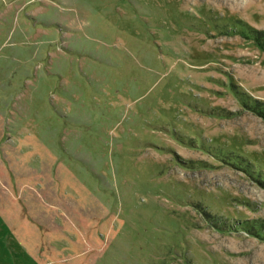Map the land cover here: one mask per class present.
<instances>
[{"label": "rangeland", "instance_id": "374dc122", "mask_svg": "<svg viewBox=\"0 0 264 264\" xmlns=\"http://www.w3.org/2000/svg\"><path fill=\"white\" fill-rule=\"evenodd\" d=\"M0 264H264V0H0Z\"/></svg>", "mask_w": 264, "mask_h": 264}]
</instances>
